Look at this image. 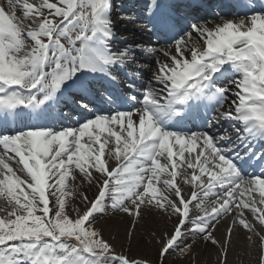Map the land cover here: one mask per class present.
Here are the masks:
<instances>
[{
    "label": "snow or ice",
    "instance_id": "snow-or-ice-1",
    "mask_svg": "<svg viewBox=\"0 0 264 264\" xmlns=\"http://www.w3.org/2000/svg\"><path fill=\"white\" fill-rule=\"evenodd\" d=\"M204 7L120 9L136 40L115 0L0 3V264H198L201 239L230 264L240 230L264 264V8ZM116 215L129 241L159 217L155 257L106 237Z\"/></svg>",
    "mask_w": 264,
    "mask_h": 264
},
{
    "label": "bare ground",
    "instance_id": "bare-ground-1",
    "mask_svg": "<svg viewBox=\"0 0 264 264\" xmlns=\"http://www.w3.org/2000/svg\"><path fill=\"white\" fill-rule=\"evenodd\" d=\"M141 1V0H140ZM235 1V0H233ZM144 3V2H143ZM257 10L261 9L263 5H258L257 3L254 6ZM227 9H224L223 11H220L219 13L226 18H232L233 15L238 14H230ZM214 17L209 18L208 20H213ZM218 18V17H217ZM118 23V26H116L119 37H128L130 39L141 37V34L139 32L134 33L133 30H129L131 32L129 34L128 31L124 30V26L122 21L119 19L116 20ZM122 24V25H121ZM123 26V27H120ZM133 29V28H132ZM127 33V34H126ZM15 167V165H13ZM84 187L87 189L88 185L84 184ZM190 186H185V189H187ZM4 202L0 200V207H2ZM107 223L105 224V235L106 237L112 238L115 237L117 244H123L125 249L128 248L129 244H131V252H133L135 255L136 253L143 254L147 252L150 256L155 257L156 255V249L152 245V242L148 236V223H155L157 220H159V217H145V221H142L135 226V237L129 241L127 238V230L132 228V222L129 217L127 216H112L105 218ZM165 219H167L165 217ZM231 224V220L221 221L219 223L218 229L215 232L216 238L223 239L227 235V225ZM251 234L240 230L232 235V243H231V252L229 254V261L230 264H255L260 252V242L257 237H253L251 240H249V236ZM194 252L198 254V263L200 264H216L217 261V246H214L211 241L205 242L202 239L196 243ZM188 262L189 260L186 259ZM158 264V261H157Z\"/></svg>",
    "mask_w": 264,
    "mask_h": 264
},
{
    "label": "rangeland",
    "instance_id": "rangeland-1",
    "mask_svg": "<svg viewBox=\"0 0 264 264\" xmlns=\"http://www.w3.org/2000/svg\"><path fill=\"white\" fill-rule=\"evenodd\" d=\"M117 3L120 4V5H124L123 2H120L119 0H115V4H117ZM119 17H120V12L119 13L118 12L117 13L116 12H113V15H112L113 21L117 20L115 18H118L119 19ZM124 24H127V23H124ZM126 26L128 27V29L134 28V25L133 24L126 25ZM129 26H131V27H129ZM129 33H131V32H129ZM142 36H143V34H141V37H139V40L142 38ZM143 38H145V37H143ZM37 214H39V213H37ZM3 216H5V214L2 213V212H0V217H3ZM132 254L135 255L133 252H132ZM186 259L187 258H180L175 253H169V255L167 256V258L164 261V264H190V261L187 262ZM198 264H200V263H198Z\"/></svg>",
    "mask_w": 264,
    "mask_h": 264
}]
</instances>
